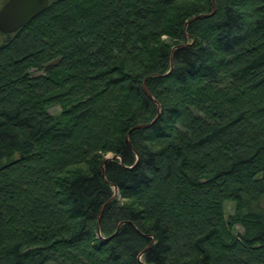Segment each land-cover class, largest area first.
<instances>
[{"label": "trees", "instance_id": "trees-1", "mask_svg": "<svg viewBox=\"0 0 264 264\" xmlns=\"http://www.w3.org/2000/svg\"><path fill=\"white\" fill-rule=\"evenodd\" d=\"M0 264H264V0L0 31Z\"/></svg>", "mask_w": 264, "mask_h": 264}, {"label": "water", "instance_id": "water-1", "mask_svg": "<svg viewBox=\"0 0 264 264\" xmlns=\"http://www.w3.org/2000/svg\"><path fill=\"white\" fill-rule=\"evenodd\" d=\"M49 3L50 0H7L0 8V31L6 34L16 32L42 13ZM207 15L200 14L193 18ZM144 91L151 97L145 86ZM114 188L117 189L115 185Z\"/></svg>", "mask_w": 264, "mask_h": 264}, {"label": "rangeland", "instance_id": "rangeland-1", "mask_svg": "<svg viewBox=\"0 0 264 264\" xmlns=\"http://www.w3.org/2000/svg\"><path fill=\"white\" fill-rule=\"evenodd\" d=\"M6 0H1L0 2V8L2 7L3 3L5 2ZM37 73V72H35ZM61 111V107L59 105H55L53 107L50 108V112L53 113V114H59ZM106 156H110V153H108ZM118 193V189H115L114 188V194H117ZM234 211V203L231 202V201H226L224 203V213L225 215H229V214H232ZM236 230L237 231H241V228L240 226H236Z\"/></svg>", "mask_w": 264, "mask_h": 264}]
</instances>
